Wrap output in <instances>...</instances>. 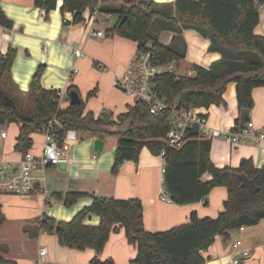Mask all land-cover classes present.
<instances>
[{
    "label": "trees",
    "instance_id": "16d2710c",
    "mask_svg": "<svg viewBox=\"0 0 264 264\" xmlns=\"http://www.w3.org/2000/svg\"><path fill=\"white\" fill-rule=\"evenodd\" d=\"M58 0H35V5L46 15L57 7ZM264 0H176L174 4H159L153 0H63L62 12H72L75 23L84 20L87 9L100 7L101 12L116 14L123 23L109 30L138 43V52L150 51L152 60L161 66L180 61L186 56L185 29H193L210 39V51H218L221 57L209 68L195 65V74L182 75L165 70L153 81L160 97L168 108L152 113L147 103L135 101L133 106L118 116L96 117L86 112V103L62 107L56 90L42 85L44 65H40L32 77L30 89L23 103L20 90L11 78V69L17 51H0V89L10 97L16 107L6 105L0 97V124L19 125L15 149L26 152L33 146V134L49 121L56 119L55 135L62 143L69 129L81 134L103 138L118 137L112 173L116 174L124 161L137 160L144 147L160 155L166 147L165 138L170 130L171 107L209 108L226 105L224 94L230 83H236L239 115L235 124L249 120L254 108L252 91L264 87V35L255 32L260 23V7ZM0 24L12 28L13 22L0 8ZM164 30L175 33L171 44H163L159 35ZM5 86H10L14 96ZM75 90L70 86L68 91ZM96 94L93 90L88 97ZM212 141L199 128L180 147H166L163 185L170 198L177 204H188L205 199L217 186L228 189V198L217 217H199L196 212L187 223L166 231L151 232L138 227L143 216V204L139 198L120 199L93 196L91 205L82 208L71 220H58L44 215L34 227L26 231L36 238L41 231L55 234L61 246L102 253L110 236L120 227L127 240L137 246L135 264H206L202 254L214 243L217 235L229 239L230 231L243 226H253L264 218V168H258L253 160L243 159L238 167H217L211 160ZM205 173L211 180H203ZM236 173H244L260 190L252 194L242 184ZM86 192H54L53 197L70 207ZM90 214L100 216L98 225L85 224ZM6 216L0 203V226ZM3 247L0 245V250ZM92 264H113L111 260L93 258ZM0 264H18L0 255Z\"/></svg>",
    "mask_w": 264,
    "mask_h": 264
},
{
    "label": "crops",
    "instance_id": "0c3cea01",
    "mask_svg": "<svg viewBox=\"0 0 264 264\" xmlns=\"http://www.w3.org/2000/svg\"><path fill=\"white\" fill-rule=\"evenodd\" d=\"M153 1L173 5L176 0ZM62 4L63 0H58L57 7L46 15L44 9L35 5V0H0V8L13 22L12 28L0 24V51L4 54L10 49L17 51L11 78L20 90V95L26 96L33 75L40 65H44L42 85L46 89L63 92L62 107L71 104L68 88L72 86L85 101L86 112L92 111L96 117L116 118L117 114L128 110L131 97L115 88L113 82L137 56L138 43L109 33L110 29L118 25V15L102 12L95 24L89 26L85 19L91 15L90 9L84 12L83 21L75 23L72 12H62ZM90 29L104 30L106 35H90ZM255 32L264 35V5L260 7V23ZM183 36L187 44L185 60L191 66L186 73H179L180 61H175L174 68L178 74L190 75L195 65L209 68L221 57L218 51L209 50L211 41L208 37L193 29H185ZM175 38V33L170 30H164L159 35L163 44H171ZM75 49H82L84 56H78ZM5 88L16 96L10 86ZM93 90L96 94L88 97ZM252 95L254 108L249 114V120H253L258 127H264V87L254 88ZM224 98L225 106L232 110L229 113L230 119L226 122L234 126L239 115L236 83L228 85ZM215 106L222 107L212 105L206 108L208 119ZM220 116V112L215 111L210 119L216 126L212 127H218ZM8 126H18V129L14 128V132L10 129L8 138L1 143L2 156L7 160H18L19 152L15 146L19 125L12 123ZM77 133V140L70 146L69 161L50 166L46 170L47 194H0L2 210L7 217V221L0 226V245L3 247L0 255L3 258L15 260L18 264H38L39 248L46 246L49 249L47 259L55 264H92L95 257L101 261L111 260L113 264H135L133 260L137 255V246L128 242L125 230L121 227L111 234L100 254L92 248L79 250L61 246L55 234L42 231L38 237L33 238L26 231L27 227L36 226L44 215L58 220H71L82 208L92 204V195L120 199L139 198L144 210L137 226L151 232L166 231L187 223L193 212L201 218H214L224 210V203L228 198L227 187H215L199 202H168L162 199L166 189L163 185L164 161L160 155H155L148 147H144L137 160L124 161L118 173L113 174L114 152L118 142L110 144L111 136L103 137L105 147L97 155L94 152L96 136ZM79 135L81 142H78ZM43 139L42 132L33 134L32 150L36 154L42 151ZM211 141L210 157L217 167H238L243 159H251L256 167L264 168V145L242 143L233 146L222 138ZM202 178L205 181L211 180L212 175L205 173ZM69 191L86 192L88 195L80 197L72 207L65 206L53 197L54 192ZM99 223L100 216L97 214H90L85 219V224L88 225ZM233 234L238 236L234 240ZM238 241L241 242L237 248L239 254L250 251V255L240 256L239 264H264V218L256 225L230 231L227 240L222 235H217L214 243L202 251L207 258L206 264H234L231 259L236 255L234 245ZM227 254L230 257L228 255L225 262Z\"/></svg>",
    "mask_w": 264,
    "mask_h": 264
},
{
    "label": "built area",
    "instance_id": "2783aa9c",
    "mask_svg": "<svg viewBox=\"0 0 264 264\" xmlns=\"http://www.w3.org/2000/svg\"><path fill=\"white\" fill-rule=\"evenodd\" d=\"M101 13L99 6L91 10V15L85 19V23L93 26ZM89 32L90 35L95 36L106 35L104 30L95 31L90 29ZM74 51L78 56H84L82 49H75ZM172 63L166 65L169 68L167 70L176 71ZM160 67L161 65L156 64L152 60L150 51L138 52L137 56L129 62L126 70L115 78L113 86L123 90L124 93L133 97L135 101L147 103L151 112L156 113L169 107L165 100L160 97L153 81L154 77L163 71L160 70ZM195 72V68H193L190 71V75L195 74ZM58 94L61 104L63 92H58ZM177 106L178 104L176 103L171 107V127L165 138L166 147H180L191 137L194 128H199L200 132L207 138H222L233 146L242 143L264 145V127H258L251 119L243 125L234 124L229 130H223L210 126L208 113L199 111L200 108L182 109ZM56 123V119H53L39 130L44 138L42 151L39 154H36L31 148L26 152H19L18 160H7L2 156L1 143L8 138L9 130L6 125L0 124V194L33 196L36 193H48L46 186L47 168L56 166L61 162H68L71 156L70 146L78 138L77 131L69 129L65 133L64 141L60 143L54 132ZM166 147L160 153L164 161L163 170L165 168ZM162 199L168 202L171 201L167 190L162 194ZM240 244L241 242L238 241L234 245L237 251L236 255L231 259L234 264L240 263V256L250 255V251H244L239 254L237 248ZM48 255V247H40L37 263L55 264L52 260L47 259Z\"/></svg>",
    "mask_w": 264,
    "mask_h": 264
},
{
    "label": "rangeland",
    "instance_id": "374dc122",
    "mask_svg": "<svg viewBox=\"0 0 264 264\" xmlns=\"http://www.w3.org/2000/svg\"><path fill=\"white\" fill-rule=\"evenodd\" d=\"M186 57V56H185ZM175 65V63L173 62V66ZM191 66V64L187 61V60H185V58L184 59H182V60H180V68H179V73H186L187 72V70L189 69V67ZM167 69H169L168 68V66H161L160 67V70H163V71H165V70H167ZM117 89H119V88H117ZM122 93H124V91L123 90H121V89H119ZM124 94H126V93H124ZM127 95V94H126ZM127 96H129V95H127ZM23 97V103L25 104V103H27V99H26V97L25 96H22ZM129 97H131V96H129ZM131 99V102H128V105H129V107L130 106H133L134 105V103H135V99L133 98V97H131L130 98ZM220 106H222V107H216L215 106V108L214 109H212V112H211V116L209 117V119H208V123H209V125L210 126H216V125H214V123L211 121V119L210 118H212L213 116H214V114H215V111H219L220 112V117H219V123L217 124L218 125V127L217 128H221V129H223V130H229L232 126H233V124H232V126H231V124H230V122H226L228 119H230L229 118V113H230V111H232L231 110V108L230 107H226L225 105H220ZM211 107V106H210ZM208 109H206V108H200L199 109V111H201V112H208L207 111ZM124 113V112H123ZM121 113H119V114H117L115 117L116 118H113L112 120H114V121H117V119H118V116L120 115ZM112 117H114V114L112 115ZM221 122H222V124H221ZM219 124H221V125H219ZM6 127H7V129L8 130H10L11 129V132H14V128H16V129H18V126H15V127H11V126H8V125H6ZM80 136V135H79ZM80 139H79V141L78 142H81L82 140H81V136L79 137ZM109 141H110V144H112V143H117L118 142V137H114V136H111L110 137V139H109ZM116 151V150H115ZM114 157H115V152H114ZM159 157V156H158ZM48 189V188H47ZM74 205V204H73ZM72 205V206H73ZM72 206H70V207H72ZM3 211V210H2ZM7 211H10V210H8L7 209ZM5 214V213H4ZM8 215V214H7ZM6 216V215H5ZM6 219H7V217H6ZM5 219V221H7ZM4 221V222H5ZM3 222V223H4ZM2 223V224H3ZM42 232V231H41ZM238 236H237V234H233V240L234 239H236ZM228 255L229 254H227L226 255V257H225V262H226V260L228 259ZM229 257H230V255H229ZM223 258V257H222ZM217 261H220V258H217Z\"/></svg>",
    "mask_w": 264,
    "mask_h": 264
},
{
    "label": "water",
    "instance_id": "95a60500",
    "mask_svg": "<svg viewBox=\"0 0 264 264\" xmlns=\"http://www.w3.org/2000/svg\"><path fill=\"white\" fill-rule=\"evenodd\" d=\"M125 19H126V16L122 18V20L120 21V24L123 23L125 21ZM0 97L6 105L11 106V107H16L14 101L10 97L5 96L1 89H0ZM69 97H70V103L73 105L79 104L82 101V98H81L79 92L76 90L70 91ZM104 147H105L104 139H102L100 137H96L94 139V152L97 155H100L103 152ZM236 176L239 180L242 181V184L245 185L252 194H256L259 192L260 187L257 186L255 184V182L251 178H249L246 174L236 173Z\"/></svg>",
    "mask_w": 264,
    "mask_h": 264
}]
</instances>
